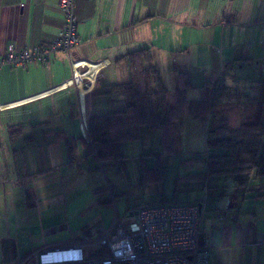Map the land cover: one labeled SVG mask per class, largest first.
Returning <instances> with one entry per match:
<instances>
[{
	"label": "crops",
	"instance_id": "obj_1",
	"mask_svg": "<svg viewBox=\"0 0 264 264\" xmlns=\"http://www.w3.org/2000/svg\"><path fill=\"white\" fill-rule=\"evenodd\" d=\"M58 1L0 0V55L9 46L20 50L48 44L59 36L64 17ZM75 13L78 44L74 59L96 67L93 77L86 76L89 89L83 92L81 87L64 86L72 70L62 52L51 54L45 66H4L0 69V118L6 122L19 116V121L22 116L37 112V123L31 126L37 135L23 139V146L40 145L45 156H49L50 148L69 154L71 147L75 157L72 164L81 178L79 159L88 151L89 141L80 123L89 111H105V99L100 104L98 99L92 103L96 85L104 88L129 78L126 69L115 64L124 53L151 47L163 76L168 73L170 77L173 65L189 71L191 77L194 69H201L203 77L209 70L212 75L218 74L226 62L233 60L236 69L256 66L260 73L264 63V0H76ZM58 154L56 151L54 155ZM66 168L61 173L57 172L58 166H53V171L35 176V184L28 183V176L23 177L22 186H30L39 203L36 213L46 235L32 243V253L89 241L107 230L102 224L87 236L72 232L70 236L59 234L58 228L63 229L59 224H43L44 219L59 212L53 197L59 194V179L70 180L74 176L68 165ZM221 178L208 176V184H203L206 195L183 201L200 203L197 242L208 247L209 264H264V196H256L264 195V178L251 181L249 191L238 189L231 179L228 185L221 183ZM66 185L72 186L69 182ZM19 192L22 197L27 193ZM129 210L130 215L137 207ZM0 238H4L2 230ZM23 253L24 259L31 255L27 250Z\"/></svg>",
	"mask_w": 264,
	"mask_h": 264
},
{
	"label": "rangeland",
	"instance_id": "obj_2",
	"mask_svg": "<svg viewBox=\"0 0 264 264\" xmlns=\"http://www.w3.org/2000/svg\"><path fill=\"white\" fill-rule=\"evenodd\" d=\"M260 69L261 73L256 66H245L235 70L234 74L241 79L240 82L242 81L237 86L239 91L250 95L255 93L252 89L253 85L243 81L264 75V63ZM210 72V70L206 71L205 76ZM192 74L193 88L187 92L189 99L201 96L199 86L204 77L201 69H194ZM164 81L168 88L172 86L170 74H164ZM219 108L222 110L229 108L227 111L231 127H238L255 111V107L246 100H241L239 103L223 102ZM37 116V112H32L22 116L19 121H17L19 116H12L6 122L0 118V230L4 234V238H0V264H29L34 260L35 255L37 256V253H32L31 245L41 241L46 235L40 229L42 224L39 221V213H36L39 203L33 190H30L31 187L22 186L25 185L23 177L28 176V183L35 184L34 177L48 172L53 166H58L57 172L64 173L68 165V169H72L74 173L70 180L59 179V194L53 196L60 207L57 209L59 212L43 221L44 225L59 224L63 228L61 230L58 228L61 235L68 233L71 236L72 232L75 236H87L102 224L104 229H109L114 218L118 220L124 218L125 223L130 224L134 216L129 215V209L145 203L163 199L178 203L187 201L191 197L206 195L203 184L192 183L187 175L192 171L203 169L202 163L194 162L191 157L208 154L206 137L210 126L208 121L203 122L184 116L181 131L176 130L174 133V152L161 155L165 165L161 179L143 186L145 177L143 178L140 172V166L145 163L148 167H152L153 156L161 150L156 134L144 131L140 140L121 144V155L117 159L99 160L94 154H87L83 150L85 156L79 159L83 172L81 178L75 163L72 164L74 160L71 161L70 155L67 153L63 155L60 152L63 149L50 148L47 152L50 156L48 158L40 145L23 146L25 141L23 139L37 135L31 130V126L37 123L34 122ZM77 120L76 118V123ZM56 151L58 155H54ZM213 152H217V149L211 148L210 153ZM41 155L45 156L43 161L39 160ZM181 163L194 165L189 169L182 167ZM154 173L157 172L153 167L152 171L146 172V177L150 178ZM213 181L214 179L211 178V182ZM230 181V178H221V183L228 185ZM67 182L72 186L67 187ZM20 190H23L24 194L27 192L25 197H22ZM7 231L10 235H5ZM26 250L30 251L31 255L24 259L23 252ZM88 251L91 253L89 254ZM85 254L88 258L97 257L94 248L85 249Z\"/></svg>",
	"mask_w": 264,
	"mask_h": 264
},
{
	"label": "trees",
	"instance_id": "obj_3",
	"mask_svg": "<svg viewBox=\"0 0 264 264\" xmlns=\"http://www.w3.org/2000/svg\"><path fill=\"white\" fill-rule=\"evenodd\" d=\"M235 62H226L216 75L204 76L199 86L201 96L189 99L187 92L193 88L189 71L179 70L173 65L172 86L168 88L151 47L124 53L115 64L124 67L129 78L104 88L96 85L97 90L92 94V103L98 99L100 104L105 99L106 108L101 113L89 111L86 117L85 132L89 141L86 153L94 154L99 160L117 159L121 155V144L140 140L144 131L156 134L161 150L153 156L152 167L145 163L140 166V172L145 177L143 186H146L161 179L165 167L161 155L174 152V133L176 130L181 131L183 117L189 116L199 121H208L210 126L206 132L207 156L191 157L194 162H201L203 169L192 171L187 177L192 183L199 184H204L207 177L213 175L230 178L238 189L249 191L248 184L251 181L264 178V75L243 81L252 84L255 93H242L237 87L242 81L234 74ZM241 100L252 104L255 111L238 127H231L227 111L229 108L222 110L219 105L223 102L239 103ZM211 148L217 149V152L211 154ZM72 150L68 147L71 161L75 158ZM181 164L189 169L194 165ZM153 167L157 173H154L153 178H147L146 172L152 171ZM195 202L159 201L138 206L137 209L151 205ZM100 251L98 253L103 250Z\"/></svg>",
	"mask_w": 264,
	"mask_h": 264
},
{
	"label": "built area",
	"instance_id": "obj_4",
	"mask_svg": "<svg viewBox=\"0 0 264 264\" xmlns=\"http://www.w3.org/2000/svg\"><path fill=\"white\" fill-rule=\"evenodd\" d=\"M75 4L76 0L58 1L57 7L64 17L59 36L48 44L20 50L9 46L0 55V69L4 66L27 67L33 63L45 66L51 54L62 52L72 70V76L64 86L88 90L85 74L93 65L74 59L78 44ZM86 126L83 118L80 129L85 131ZM200 217L199 202L145 206L137 209L132 223L126 224L124 218H114L110 228L95 239L44 248L29 264H209L208 247L197 242ZM87 248H94L97 257L88 258Z\"/></svg>",
	"mask_w": 264,
	"mask_h": 264
},
{
	"label": "bare ground",
	"instance_id": "obj_5",
	"mask_svg": "<svg viewBox=\"0 0 264 264\" xmlns=\"http://www.w3.org/2000/svg\"><path fill=\"white\" fill-rule=\"evenodd\" d=\"M81 65H85V64H80V66ZM95 65V64H94ZM98 65H100V64H98ZM92 69L89 71V72H87V74H85V77L86 76H88V77H93V75L95 74V68L93 67V66H90ZM85 90H83V92H84Z\"/></svg>",
	"mask_w": 264,
	"mask_h": 264
},
{
	"label": "water",
	"instance_id": "obj_6",
	"mask_svg": "<svg viewBox=\"0 0 264 264\" xmlns=\"http://www.w3.org/2000/svg\"><path fill=\"white\" fill-rule=\"evenodd\" d=\"M137 214V210H135L133 213H130V216H134Z\"/></svg>",
	"mask_w": 264,
	"mask_h": 264
}]
</instances>
